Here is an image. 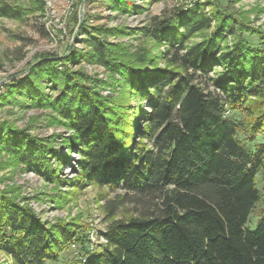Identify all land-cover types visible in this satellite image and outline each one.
I'll return each instance as SVG.
<instances>
[{
	"label": "trees",
	"instance_id": "obj_1",
	"mask_svg": "<svg viewBox=\"0 0 264 264\" xmlns=\"http://www.w3.org/2000/svg\"><path fill=\"white\" fill-rule=\"evenodd\" d=\"M108 1L120 11L134 6ZM205 1L210 15L199 1L155 15L143 28L147 43L135 49L107 39L130 34L124 27L93 33L82 25L89 60L109 71L107 81L59 69V62H78L72 49L62 57L44 55L24 77L6 83L4 100L19 92L72 131L62 135L63 154L51 138L0 118V153L12 164L58 186L123 190L106 205V242L91 249L88 225L47 222L26 197L0 187V249L15 264L56 262L71 246L81 252L72 264H264V209L256 228L248 226L263 197L264 30ZM24 10L0 0V15L19 18ZM244 32L260 43L252 45ZM150 42L166 47L155 53ZM45 75L61 87L56 97L39 82ZM106 84H115V93L104 95ZM72 152L77 174L63 176ZM129 195L142 209L117 217Z\"/></svg>",
	"mask_w": 264,
	"mask_h": 264
},
{
	"label": "rangeland",
	"instance_id": "obj_2",
	"mask_svg": "<svg viewBox=\"0 0 264 264\" xmlns=\"http://www.w3.org/2000/svg\"><path fill=\"white\" fill-rule=\"evenodd\" d=\"M10 4L22 5L25 10L19 18L0 15V118L8 119L19 127H28L31 133L48 137L61 153L67 154L68 149L62 141V135L72 131L55 122L57 116L53 110L46 107L32 106L31 101L19 92L15 97L4 100L7 92V82L21 79L31 69L34 63L43 59L44 55L62 57L75 50L78 62H59V69L70 68L72 71L83 70L89 75L104 80L109 79V71L98 63L89 60L91 47L86 30L95 33L97 27H124L130 34L107 35L111 42L122 43L135 49L147 43L143 28L152 23L155 15H161L165 10L177 7L187 8L195 1L204 4L205 11L210 15L212 6L205 0H123L133 3L130 11L115 10L108 0H4ZM219 4L227 12H233L239 19H246L248 24L264 30V0H210ZM82 13V22L81 20ZM215 22H213L214 24ZM85 29H80L82 25ZM102 36L105 34L102 33ZM245 40L252 45L260 43L259 38L244 32ZM234 35L227 37V43L235 41ZM193 41V40H191ZM147 45L155 53H160L165 46L156 47L153 42ZM163 65V62L161 61ZM222 70L221 66L215 67ZM212 75L214 71L211 72ZM200 79V78H199ZM203 83L208 82L202 78ZM45 86V93L56 97L61 92L59 84L52 83L48 76L39 79ZM53 84L57 85L53 88ZM211 85V83H208ZM115 84L101 86L104 95L115 93ZM118 88V87H117ZM135 104V100H131ZM149 109L147 103H144ZM230 112L227 111V114ZM77 153L72 152L67 162L61 168L63 176L73 177L77 174ZM10 155L0 153V187L12 188L13 193L26 197L38 215L47 222L57 219L77 220L89 226L87 233L92 241L91 249L97 248L99 243L106 242L103 231L106 230L109 219L106 205L109 200L115 199L117 193L105 186L88 184L77 189L72 186H58L48 181L41 174L28 171L21 166L11 163ZM258 187L262 191V199L252 212L248 226L256 228L258 218L264 209V174H258ZM143 207L142 202L129 195L116 211L117 217L138 213ZM260 219L264 220V216ZM259 219V220H260ZM257 222V223H256ZM81 255L79 246H71L61 253L56 262L49 264H72ZM0 264H15L13 258L0 249Z\"/></svg>",
	"mask_w": 264,
	"mask_h": 264
},
{
	"label": "water",
	"instance_id": "obj_3",
	"mask_svg": "<svg viewBox=\"0 0 264 264\" xmlns=\"http://www.w3.org/2000/svg\"><path fill=\"white\" fill-rule=\"evenodd\" d=\"M82 22V13H81V20H80V23Z\"/></svg>",
	"mask_w": 264,
	"mask_h": 264
},
{
	"label": "built area",
	"instance_id": "obj_4",
	"mask_svg": "<svg viewBox=\"0 0 264 264\" xmlns=\"http://www.w3.org/2000/svg\"><path fill=\"white\" fill-rule=\"evenodd\" d=\"M229 112V111H228Z\"/></svg>",
	"mask_w": 264,
	"mask_h": 264
}]
</instances>
